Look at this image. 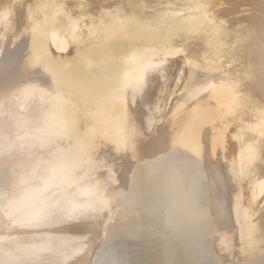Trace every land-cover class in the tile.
Segmentation results:
<instances>
[{
  "label": "water",
  "instance_id": "obj_1",
  "mask_svg": "<svg viewBox=\"0 0 264 264\" xmlns=\"http://www.w3.org/2000/svg\"><path fill=\"white\" fill-rule=\"evenodd\" d=\"M0 264H264V0H0Z\"/></svg>",
  "mask_w": 264,
  "mask_h": 264
}]
</instances>
